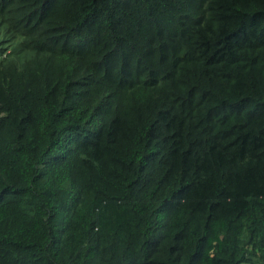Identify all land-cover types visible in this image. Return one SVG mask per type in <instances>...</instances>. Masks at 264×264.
<instances>
[{
	"label": "trees",
	"instance_id": "16d2710c",
	"mask_svg": "<svg viewBox=\"0 0 264 264\" xmlns=\"http://www.w3.org/2000/svg\"><path fill=\"white\" fill-rule=\"evenodd\" d=\"M0 264H264V0H0Z\"/></svg>",
	"mask_w": 264,
	"mask_h": 264
}]
</instances>
